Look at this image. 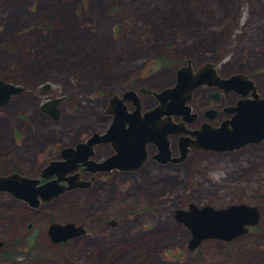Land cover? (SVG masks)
Listing matches in <instances>:
<instances>
[{"label":"rangeland","instance_id":"obj_1","mask_svg":"<svg viewBox=\"0 0 264 264\" xmlns=\"http://www.w3.org/2000/svg\"><path fill=\"white\" fill-rule=\"evenodd\" d=\"M186 60L247 75L264 95L262 0H0V79L24 88L0 106V171L33 176L51 152L102 133L113 95L133 90L142 108L154 107L147 92L173 86ZM206 92L193 91L192 109L210 103ZM50 99L54 117L39 109ZM108 153L102 145L94 154ZM155 161L35 207L0 193V239L16 237L0 264H264V140ZM188 204L256 206L259 219L231 242L189 251V230L174 216ZM51 222L83 233L50 243Z\"/></svg>","mask_w":264,"mask_h":264},{"label":"water","instance_id":"obj_2","mask_svg":"<svg viewBox=\"0 0 264 264\" xmlns=\"http://www.w3.org/2000/svg\"><path fill=\"white\" fill-rule=\"evenodd\" d=\"M262 2L264 3V0ZM202 85L216 86L224 93L233 90L241 98L226 110L232 113L230 119L221 121L218 127L211 128L203 123L199 130L190 133L194 136L193 140L179 138L180 155L171 161L179 162L189 149L222 153L237 150L246 144L259 143L264 138V96L256 94L255 86L249 79L243 74L220 78L216 75L213 65L207 62L201 64L195 72H191L187 62L176 69L173 86L152 93L156 105L151 110L139 115L140 102L133 91L111 96L103 110V113L110 116L106 129L102 133H91L73 148H62L59 157L64 161H49L41 168L39 176L46 180L45 182L38 184L37 179L11 173L0 177V191H6L29 206H35L38 199L47 202L65 190L85 186L87 182L78 180L77 174L63 177L77 166L87 167L91 172L109 168L133 170L139 167L145 159L146 143H153L157 148L152 158L164 162L162 159L168 158L169 155L167 137L180 132L178 125L174 124L170 117L181 116L186 123L192 121L195 114L190 113L187 103L192 92ZM21 91V87L0 79V106L5 105L11 96ZM139 91L145 93L143 89ZM247 95L250 97H246ZM125 101L132 102V112H126ZM56 103L57 99L46 100L39 109L53 117L51 109ZM105 143L111 144L114 154L99 163L87 159L95 145ZM51 176L54 177L53 180H48ZM63 181L66 182L65 186L60 184ZM174 216L189 230L191 236L188 248L193 249L204 239L217 238L227 241L245 233L248 226L258 223L259 211L256 206L245 204H231L216 209L207 205L199 208L189 204L186 211L176 210ZM82 233L83 229L72 223H51L47 227V235L53 243Z\"/></svg>","mask_w":264,"mask_h":264},{"label":"flooded vegetation","instance_id":"obj_3","mask_svg":"<svg viewBox=\"0 0 264 264\" xmlns=\"http://www.w3.org/2000/svg\"><path fill=\"white\" fill-rule=\"evenodd\" d=\"M207 45H208V43H207ZM197 50H198V48H197ZM187 62L188 63H190V61L189 60H186V64H187ZM205 62H207V61H204V63ZM201 64V63H200ZM190 66V69H191V72H195L198 68H199V66L200 65H198L197 67H193L192 66V64L191 65H189ZM179 67H181V66H179ZM178 67V68H179ZM214 67V66H213ZM215 69V68H214ZM215 72H217L216 70H215ZM234 74H242V73H238V72H235ZM234 74H231V75H234ZM216 75H217V73H216ZM231 75H228V76H220V75H217V76H219L220 78H229V76H231ZM244 75V74H243ZM247 79H249V77L247 76V75H244ZM250 80V79H249ZM251 81V80H250ZM252 82V81H251ZM252 84H253V82H252ZM254 85V84H253ZM255 86V85H254ZM200 87H202V88H207L208 89V92H206V97H207V99L210 101V103L209 104H207V105H205V106H203L201 109H199V110H194V109H192V107L189 105V102L187 103L188 104V106H189V108H190V113L191 114H195V116H194V118H193V120L192 121H190V122H188V123H186L185 122V120L183 119V118H181V116H171L170 118H171V121L174 123V124H176V125H178V128H179V133H177V134H175V135H169L168 137H167V139H168V149H169V155H168V158H164V159H162L165 163H168V161H169V163L170 162H173V161H171V159H174V158H177V157H179V152H180V147H179V144H178V139L179 138H183V139H186V140H193L194 139V136H192L190 133L191 132H194V131H197V130H199V128H200V126L203 124V123H205V124H207L209 127H211V128H216V127H218L219 126V124H220V122L221 121H223V120H227V119H230V117H231V115H232V113H228L226 110L228 109V108H230V107H233L234 105H235V102L238 100V99H240L241 97L235 92V91H233V90H229L228 92H226V93H224L223 91H222V89H219V88H217L216 86H212V87H208L207 85H202V86H200ZM200 87H198V89L200 88ZM47 85H45V86H43L42 87V91H46L47 90ZM164 89V88H163ZM162 90V89H161ZM128 91H133V90H128ZM160 90H156V91H154V92H159ZM134 93H137L136 91H133ZM140 92V91H139ZM150 91H148L147 93H149ZM255 92H256V94L257 95H259L260 97H263L264 95H260L259 93H258V91H257V89H256V87H255ZM141 93V92H140ZM149 94H151V93H149ZM152 95V94H151ZM13 97V96H12ZM246 97H250L249 95H247ZM193 98V92H192V95H191V99ZM190 99V100H191ZM140 102V101H139ZM156 102V101H155ZM193 102V101H192ZM193 104H195V103H193ZM124 105H125V109H126V112L127 113H130V112H132L133 111V109H134V106L132 105V102L131 101H125L124 102ZM153 107L151 106V107H149V108H142V105H141V103H140V111H139V115H142L143 114V112L144 111H148V110H151ZM51 111L53 112L52 113V115H54L55 116V110H54V107H52V109H51ZM53 116V117H54ZM210 117V118H209ZM163 117L161 116L160 117V119H162ZM186 118V117H185ZM189 118V117H188ZM93 133V132H92ZM91 134V133H90ZM89 134V135H90ZM88 135V136H89ZM86 138V137H85ZM85 138L83 139V140H85ZM83 140H79V141H83ZM264 140V138L259 142V143H256V144H246V145H244V146H242V147H246V146H252V145H258V144H260L262 141ZM79 141H76L74 144H72V148L74 147V145L77 143V142H79ZM102 145H106L108 148H109V152L110 153H108V154H104L103 156H101V157H95V150L98 148V147H100V146H102ZM66 147H69V146H66ZM70 147V148H71ZM62 148H65V147H62ZM62 148H60V150L62 149ZM144 149H145V151H146V154H145V159H144V161L147 159V158H152V156L156 153V151H157V148H156V146L153 144V143H146L145 145H144ZM173 149V151L175 152L174 154H172V150ZM60 150H59V152H60ZM189 150H192V149H189ZM238 150V149H237ZM92 154L90 155V156H88L87 157V159L88 160H90V161H92V162H94V163H99V162H102L103 160H105V159H107L108 157H110L112 154H114V150H113V148L111 147V144L110 143H105V144H97V145H95L93 148H92ZM193 151V150H192ZM196 151V150H195ZM202 151V150H201ZM208 151H210V150H208ZM233 151H236V150H233ZM233 151H226V152H233ZM59 152H58V154H57V156H54V155H52V152H51V160H49V161H62V158L61 157H59ZM211 152H213V151H211ZM226 152H222V153H226ZM214 153H216V152H214ZM153 159V161H155V162H157V161H159V159H156V158H152ZM183 159V158H182ZM181 159V160H182ZM48 161V162H49ZM47 162V163H48ZM164 162H161V161H159V162H157V163H161V164H165ZM46 163V164H47ZM144 163V162H143ZM143 163H141L140 164V166L143 164ZM45 164V165H46ZM44 165V166H45ZM139 166V167H140ZM42 168V167H41ZM41 168L40 169H38L37 170V173L35 174L34 173V175L33 176H26V175H24V174H21V173H19L16 169H14V170H10L9 172H1L0 171V177H6V176H8L9 174H11V173H16V174H18L19 176H24V177H29V178H33V179H37L38 180V184H41V183H43V182H45L46 180H44V179H42L40 176H39V172H40V170H41ZM138 168V167H137ZM137 168H134L133 170H120V169H118V168H109V169H107V170H100V171H94V172H91L90 170H88L87 169V167L85 168L84 166H77L73 171H71V172H68V173H65L64 175H63V177L65 178V177H68L69 175H71V174H77V178H78V180H80V181H83V182H87L86 183V185L85 186H83V187H81V188H79V189H85V188H88V187H90V185H88V182H90L89 184H91V183H97V181H98V179H99V176H102V175H109L110 176V174L111 173H114V172H129V171H134L135 169H137ZM16 170V171H15ZM52 171V170H51ZM53 176H51L50 178H48V180H53ZM60 184L62 185V186H65L66 185V182L65 181H63V182H60ZM72 190V189H71ZM66 191H68V190H65L64 192H66ZM70 191V190H69ZM0 193H7L6 191H0ZM63 193V192H62ZM7 194H9V193H7ZM50 201V200H49ZM26 205H28V204H26ZM189 205V204H188ZM188 205H187V207H188ZM31 207V206H30ZM187 210V209H186ZM186 210H182V211H186ZM176 219V218H175ZM177 220V219H176ZM179 221V220H178ZM107 222V221H106ZM180 222V221H179ZM51 223H53V222H51ZM50 223V224H51ZM107 224H111L112 226H114V222L113 221H111V222H107ZM178 225H180V223L178 224ZM250 227H253V226H248L247 227V230H249V228ZM184 228V227H183ZM246 230V231H247ZM47 235V234H46ZM242 235V234H241ZM48 236V235H47ZM188 236H189V238H190V232L188 233ZM238 236H240V235H238ZM238 236H236V237H238ZM236 237H234V238H232V239H230V240H227V241H225V240H220V239H217V238H208V239H204V240H201L200 242H202V241H205V240H210V239H213V240H217V241H221V242H231L232 240H234ZM14 238H16V237H14ZM13 237L12 238H9L8 239V241H10V240H16V239H14ZM49 238V237H48ZM189 238H188V240H189ZM49 240V242L51 243V240L50 239H48ZM8 241H5V240H1L0 239V242H1V245H0V250H3V247L5 246V244H8ZM199 242V243H200ZM199 245V244H198ZM187 249L189 250V251H193V250H195L196 249V247L195 248H193V249H189L188 248V241H187ZM187 262H189V261H187Z\"/></svg>","mask_w":264,"mask_h":264},{"label":"bare ground","instance_id":"obj_4","mask_svg":"<svg viewBox=\"0 0 264 264\" xmlns=\"http://www.w3.org/2000/svg\"><path fill=\"white\" fill-rule=\"evenodd\" d=\"M4 81V80H3ZM4 82H6V81H4ZM233 83V82H232ZM233 85V84H232ZM16 86H19V87H21L20 85H16ZM45 86V85H44ZM231 86V85H230ZM22 88V91L21 92H19V93H22L23 91H24V88L23 87H21ZM161 91V90H160ZM18 93V94H19ZM149 93H157V92H154V91H150ZM17 95V94H16ZM14 96V95H13ZM12 97V96H11ZM62 161H64V160H62ZM69 164V163H68ZM71 190V189H70ZM39 202H43V201H41L40 199H38V203ZM38 203L35 205V206H37L38 205ZM35 206H31V207H35Z\"/></svg>","mask_w":264,"mask_h":264},{"label":"trees","instance_id":"obj_5","mask_svg":"<svg viewBox=\"0 0 264 264\" xmlns=\"http://www.w3.org/2000/svg\"><path fill=\"white\" fill-rule=\"evenodd\" d=\"M173 16H174V14H172ZM167 16H168V14H167ZM69 21V20H68ZM67 22V21H66ZM68 26V24H66V27ZM10 27H11V25H10ZM69 27H67V29H68ZM199 49V47H196V49ZM83 53H84V51H83ZM4 81H6V80H4ZM10 241H13V240H10ZM8 243H9V241H8ZM6 257H7V254L5 255Z\"/></svg>","mask_w":264,"mask_h":264}]
</instances>
